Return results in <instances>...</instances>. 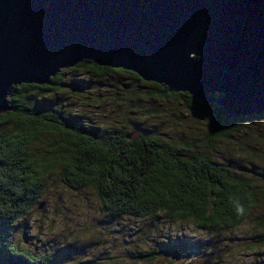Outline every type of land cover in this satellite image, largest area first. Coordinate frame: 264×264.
I'll return each instance as SVG.
<instances>
[{"label":"trees","instance_id":"trees-1","mask_svg":"<svg viewBox=\"0 0 264 264\" xmlns=\"http://www.w3.org/2000/svg\"><path fill=\"white\" fill-rule=\"evenodd\" d=\"M66 71L90 72L97 79L127 75L135 85L154 89L152 99L184 98L187 109L198 105L212 112L207 135L203 140L173 143L155 134L135 137L125 129L87 124L54 99L67 86ZM80 84L89 88V83ZM8 104L10 111L0 114L3 238L33 210L43 196L45 176L54 172L70 189L94 190L113 218L189 223L215 236L241 229L264 201V186L255 171L244 165L230 167L210 154L220 141L241 133L244 121L264 115L231 119L221 107L188 94H170L164 86L146 83L131 72L100 68L91 60L60 72L49 85L14 87ZM254 228L263 234L247 245V252L264 248V215ZM160 254L142 250L134 257L150 263ZM0 264H53V259L4 244Z\"/></svg>","mask_w":264,"mask_h":264},{"label":"water","instance_id":"water-1","mask_svg":"<svg viewBox=\"0 0 264 264\" xmlns=\"http://www.w3.org/2000/svg\"><path fill=\"white\" fill-rule=\"evenodd\" d=\"M89 60L231 119L264 115V0H0V114L14 87Z\"/></svg>","mask_w":264,"mask_h":264},{"label":"rangeland","instance_id":"rangeland-1","mask_svg":"<svg viewBox=\"0 0 264 264\" xmlns=\"http://www.w3.org/2000/svg\"><path fill=\"white\" fill-rule=\"evenodd\" d=\"M81 82L89 83V88ZM65 83L54 99L87 124L125 129L135 137L155 134L173 143L203 140L207 135L210 110L198 105L189 110L184 98L152 99L154 89L135 85L130 76L97 79L90 72L66 71ZM243 125L241 133L220 141L210 154L233 168L247 166L264 186V119L246 120ZM263 215L264 201L250 221L227 236H215L189 223L116 219L94 190L70 189L54 172L45 176L43 196L33 210L6 237L0 233V246L48 255L53 264H264V248L245 250L263 234L254 228ZM142 250L161 256L141 263L134 256Z\"/></svg>","mask_w":264,"mask_h":264}]
</instances>
